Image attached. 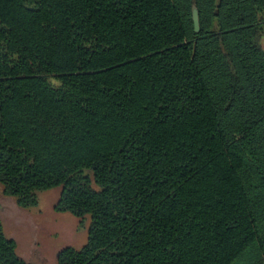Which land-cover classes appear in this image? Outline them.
I'll return each instance as SVG.
<instances>
[{
    "label": "trees",
    "instance_id": "trees-1",
    "mask_svg": "<svg viewBox=\"0 0 264 264\" xmlns=\"http://www.w3.org/2000/svg\"><path fill=\"white\" fill-rule=\"evenodd\" d=\"M185 1L0 0L2 192L88 220L57 264H264V0Z\"/></svg>",
    "mask_w": 264,
    "mask_h": 264
},
{
    "label": "rangeland",
    "instance_id": "rangeland-1",
    "mask_svg": "<svg viewBox=\"0 0 264 264\" xmlns=\"http://www.w3.org/2000/svg\"><path fill=\"white\" fill-rule=\"evenodd\" d=\"M186 3L185 0H178ZM187 5L186 7H183ZM184 15L188 27L191 25L192 7L184 4ZM197 11L198 8L196 7ZM199 15V14H198ZM199 17V16H198ZM201 18L203 27L216 29L214 19L209 18V10L202 7ZM199 23V21H198ZM200 31V24L199 29ZM197 31V32H198ZM228 127L239 124L227 122ZM245 167L241 177L247 189L255 197V211L261 235H264V184L259 173L248 155L245 156ZM58 198V189L52 188L37 193V204L31 207L19 206L14 197L3 194L0 185V222L6 236L16 243L18 257L25 264H57V252L66 246L80 248L87 238L88 220L77 219L68 212H57L53 206ZM261 253L255 244L240 256L234 264H251L258 260ZM255 262V261H254Z\"/></svg>",
    "mask_w": 264,
    "mask_h": 264
},
{
    "label": "water",
    "instance_id": "water-1",
    "mask_svg": "<svg viewBox=\"0 0 264 264\" xmlns=\"http://www.w3.org/2000/svg\"><path fill=\"white\" fill-rule=\"evenodd\" d=\"M192 21H193L194 31H198L199 23H198V11L196 7H192Z\"/></svg>",
    "mask_w": 264,
    "mask_h": 264
}]
</instances>
